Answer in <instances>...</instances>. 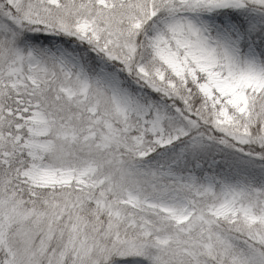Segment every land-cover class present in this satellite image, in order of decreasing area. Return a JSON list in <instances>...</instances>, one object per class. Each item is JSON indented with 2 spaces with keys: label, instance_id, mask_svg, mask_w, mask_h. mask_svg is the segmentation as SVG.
Instances as JSON below:
<instances>
[{
  "label": "snow or ice",
  "instance_id": "1",
  "mask_svg": "<svg viewBox=\"0 0 264 264\" xmlns=\"http://www.w3.org/2000/svg\"><path fill=\"white\" fill-rule=\"evenodd\" d=\"M0 264H264V0H0Z\"/></svg>",
  "mask_w": 264,
  "mask_h": 264
}]
</instances>
